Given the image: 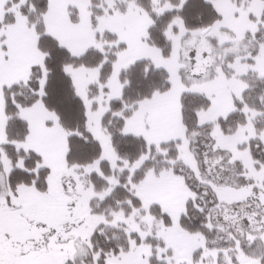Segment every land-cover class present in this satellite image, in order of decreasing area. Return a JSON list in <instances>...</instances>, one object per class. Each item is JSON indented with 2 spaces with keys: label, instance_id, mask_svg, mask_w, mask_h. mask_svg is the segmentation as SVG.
<instances>
[{
  "label": "snow or ice",
  "instance_id": "1",
  "mask_svg": "<svg viewBox=\"0 0 264 264\" xmlns=\"http://www.w3.org/2000/svg\"><path fill=\"white\" fill-rule=\"evenodd\" d=\"M0 264H264V0H0Z\"/></svg>",
  "mask_w": 264,
  "mask_h": 264
}]
</instances>
